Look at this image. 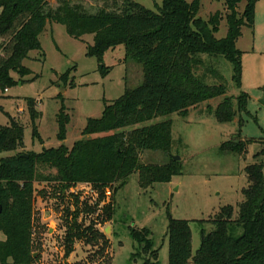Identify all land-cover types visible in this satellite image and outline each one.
<instances>
[{"label": "trees", "instance_id": "16d2710c", "mask_svg": "<svg viewBox=\"0 0 264 264\" xmlns=\"http://www.w3.org/2000/svg\"><path fill=\"white\" fill-rule=\"evenodd\" d=\"M50 1L0 0V91L15 84L11 72L20 77L31 73L22 61L30 51L41 49L39 36L48 23L63 25L67 34L78 40L92 35L86 55L96 58L104 74L110 70L103 65L105 53L123 46L124 60L140 65L142 81L132 88L126 86L117 99L104 100L101 116L88 118L82 138L71 147L61 144L40 152H23V124L10 117L7 125H0V232L4 235L0 264H91L67 260L75 241L91 244L102 236L92 222L84 227L77 223L78 211L71 213L72 223L66 230L64 260L44 263L33 257L34 247H38L33 242L36 184L73 187L83 183L104 194L107 189L115 192L124 187L132 173L138 174L143 189L170 182L182 174L181 162L171 154V114L185 118L192 108L205 104V112L219 123L237 118V130L217 148L220 154L243 156L247 144L254 141L240 134L241 114L247 112L249 95L242 90L229 95L228 91L242 87L243 52L236 42L243 27L253 29L258 0H222L225 10L206 20L198 16L201 0H162L155 11L132 0H119L115 9L100 7L94 12L81 0H57L55 7L49 6ZM223 19L227 31L218 38ZM67 75H60L64 84ZM216 98L217 104L211 105ZM26 104L32 136L39 138L36 121L40 111L32 98ZM63 110L61 105L60 140L68 121ZM149 150L163 152L165 161L142 162L141 154ZM7 152L12 154L2 155ZM253 157L243 169L247 185L241 190L236 215L232 205H225L213 218L195 221L201 238L194 254L190 220L168 216L167 264H264V147ZM206 223L212 225L211 230H205ZM128 233L148 255L143 264H160L159 248L153 247L148 228L132 227Z\"/></svg>", "mask_w": 264, "mask_h": 264}, {"label": "rangeland", "instance_id": "374dc122", "mask_svg": "<svg viewBox=\"0 0 264 264\" xmlns=\"http://www.w3.org/2000/svg\"><path fill=\"white\" fill-rule=\"evenodd\" d=\"M90 12L100 7L115 9L119 0H81ZM147 9L156 10L162 0H132ZM191 2L192 0H186ZM255 4L254 26L258 51L245 48L250 44V29L243 27V39L239 48L248 50L242 56V87L230 89L228 94L237 95L240 90L249 95L246 109L241 114L242 138H252L247 144L246 154H220L219 144L231 138L238 127V119L223 124L205 112V104L192 108L190 114L181 118L171 114L172 155L178 156L182 174L174 176L168 183H154L143 189L138 184V174L132 173L125 186L116 190L107 189L99 194L83 183L64 187L55 183H38L33 201L34 254L40 262H54L62 259L66 230L72 223V214L78 211L77 223L83 227L93 223L101 233L93 243L84 240L74 243V251L67 258L69 262L89 261L91 264H143L148 255L141 251L129 236V228L150 230L153 247L159 248L160 264H167L166 226L168 216L190 220L192 254L200 244V226L195 221L209 220L225 205L237 206L242 200V188L246 187L244 166L254 161L253 155L264 147V105L259 100L264 92V0ZM245 2L239 4V10ZM57 0L49 6L55 7ZM222 0H201L198 16L207 19L216 11H224ZM254 29V27H253ZM226 21L220 23L218 38L225 36ZM40 50H32L22 61L31 73L20 77L11 72L15 84L0 91V125H7L10 117L23 124L24 147L20 151L40 152L43 148L71 147L82 138L81 132L88 118H99L103 102L120 97L125 87H135L142 81L140 65L132 59L124 60V48L119 45L108 50L103 65L110 67L108 73L99 70L95 57L86 55V45L93 43L92 35L82 40L70 37L65 27L48 23L40 34ZM262 50V51H261ZM226 78L230 83V73ZM68 72L66 83L60 75ZM62 96V99L58 97ZM36 103L40 116L36 121L39 138L32 136V125L27 109V99ZM210 101L217 104L218 98ZM61 105L68 121L65 124L64 139H58ZM89 137V136H88ZM7 152L2 155H10ZM165 154L149 150L141 154L142 162L165 161ZM43 173L54 170L42 169ZM54 187V189H53ZM75 203V204H74ZM109 208V210H107ZM110 215V216H109ZM109 217V218H108ZM70 223V224H69ZM205 230L212 229L204 224ZM4 235L0 232V240ZM133 253H136L134 256Z\"/></svg>", "mask_w": 264, "mask_h": 264}, {"label": "crops", "instance_id": "0c3cea01", "mask_svg": "<svg viewBox=\"0 0 264 264\" xmlns=\"http://www.w3.org/2000/svg\"><path fill=\"white\" fill-rule=\"evenodd\" d=\"M257 4V3H256ZM255 22H256V17H255ZM254 27V29H252L251 31H250V44L249 43H244V47L245 48H250L251 50H252V52H255V51H258V49H256L255 47H254V45H253V43H255L254 41L256 40V35H255V27L256 26H253ZM243 39V28H242V33H241V36L238 38V40H237V42H236V46H238V43L241 41ZM238 49H240L242 52H243V54L244 53H246V52H248V50H243V49H241V48H239L238 47ZM262 51V50H261ZM243 54H242V56H243ZM7 91V90H6Z\"/></svg>", "mask_w": 264, "mask_h": 264}, {"label": "water", "instance_id": "95a60500", "mask_svg": "<svg viewBox=\"0 0 264 264\" xmlns=\"http://www.w3.org/2000/svg\"><path fill=\"white\" fill-rule=\"evenodd\" d=\"M259 102H260L262 105H264V92H263V95H262V97L260 98ZM24 156L27 157L28 155L25 153ZM173 159H174V160H178L179 157H178V156H173ZM33 257H35V254L33 255Z\"/></svg>", "mask_w": 264, "mask_h": 264}]
</instances>
